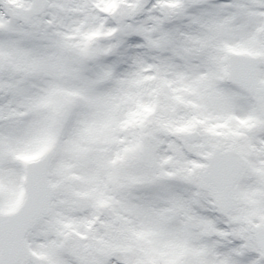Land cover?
Listing matches in <instances>:
<instances>
[{"label": "snow or ice", "instance_id": "1", "mask_svg": "<svg viewBox=\"0 0 264 264\" xmlns=\"http://www.w3.org/2000/svg\"><path fill=\"white\" fill-rule=\"evenodd\" d=\"M0 264H264V0H0Z\"/></svg>", "mask_w": 264, "mask_h": 264}]
</instances>
